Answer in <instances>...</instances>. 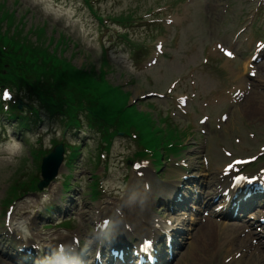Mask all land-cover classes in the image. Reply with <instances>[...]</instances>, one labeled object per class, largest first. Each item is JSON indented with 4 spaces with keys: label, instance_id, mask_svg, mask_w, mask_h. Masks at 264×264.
Instances as JSON below:
<instances>
[{
    "label": "rangeland",
    "instance_id": "374dc122",
    "mask_svg": "<svg viewBox=\"0 0 264 264\" xmlns=\"http://www.w3.org/2000/svg\"><path fill=\"white\" fill-rule=\"evenodd\" d=\"M94 13L100 15L101 23ZM7 15L10 19L6 18ZM127 16H134L131 22L126 23L129 39L143 41L148 47L145 55H140V47L133 46L130 50L128 44L119 40L121 27L113 17ZM157 24L162 25L163 29H156L154 25ZM5 29L10 32V37L14 33L19 36L12 38L22 51L27 49V41L36 47L42 46L53 58V62L73 69L71 71L77 76L96 86V91L110 106L114 115L121 108L120 99L123 96H126V102L134 103L126 106L124 102L123 110L116 114L126 118L125 123L132 118L134 129L125 127L124 136L115 134L118 129L111 130V134L115 135L111 137L107 151H98L103 144L99 129L85 125L84 111L81 109L79 127L65 131L59 115H50L43 108L37 111L40 121L27 113L32 119V126L28 128L19 127L16 124L17 118H7L8 116L0 112V125L4 126V134H0V150H3L0 153V221L8 205L3 202L6 197L10 198V187L18 191L19 183L30 182L32 185L33 179H39L40 157L44 156L46 150L56 142L72 141L79 144L77 157L69 164L61 163L56 178L49 181L42 192L27 193L10 201V224H7L9 229L6 231L15 235L18 240L20 238L42 245L43 242L52 243L65 239L71 232L85 233L92 225L90 213L110 220H114L117 213H124L125 217L137 214L149 192L143 181L149 179L150 188H154L155 184L169 176L175 160L169 157L164 162L166 177H160L156 172L150 173L153 168L148 160L133 169L132 161L128 158L136 150L135 146L140 147L146 143L148 136L153 135L148 133L150 119L154 118L155 122L152 123L155 126L158 124L162 132L170 130L157 117L161 115L152 107L151 101L161 109H164V104L159 103L160 100L155 96L144 95L153 88L162 89L164 86L171 90L179 88L177 93L187 92L189 110L196 109L194 111L203 113L208 118L217 119L221 102L226 106L233 105L228 113L223 112L227 116L223 121L230 116L233 118L222 130L213 133L209 142L211 158L213 161L218 158L214 168L227 160L222 149L231 155L230 158L237 155L247 156L258 150L257 148L255 152H249L248 147L251 144L254 147L255 142H264V52L260 60L252 64L256 71L255 79L245 81L246 70L238 68L247 65L246 61L257 43L263 45L264 0H0V34L7 35ZM148 34L152 35V40ZM47 37L51 39L50 45L45 39ZM57 37L64 40L62 47L55 46ZM0 41L7 48L11 45L8 39L0 37ZM220 49H227L232 56H223ZM102 50L108 63L105 69H102ZM129 51L135 55V61ZM214 57L219 59L221 71L224 69L229 79L228 81L224 75L227 84L222 91V80L218 76L221 72H217L210 62ZM0 65L6 66L5 60L0 61ZM98 68L105 74H100ZM140 70L143 71L142 76H133V73ZM238 70L239 73H235ZM148 74H151L149 78ZM128 75L132 78L130 82ZM196 77L198 82L194 84ZM145 79H149L152 86ZM237 86L243 89V94L232 100L228 92ZM10 93L11 99L16 95L24 104L30 103L33 107H39L35 99L27 98L25 92L19 89L13 87ZM134 109L146 111V116L138 115ZM170 109L174 113V109ZM189 115L192 118V114ZM118 118L115 116L114 122H119ZM182 121L185 122L186 118ZM132 132L138 135V139L132 137ZM2 135L9 140L2 141ZM197 150L200 151L201 148L198 147ZM166 151L171 152V148L167 147ZM175 153H179L178 148ZM158 155L159 152H155L154 158ZM261 166H264V158L253 167L257 170ZM66 173L72 176L69 183L77 180L78 184L73 185L69 193L63 195L62 202L66 203L65 199H71L66 204L75 213L69 219L72 229L64 231L56 225L43 226L49 220H41L36 212L59 193V183ZM92 175H96L100 185L95 199L88 196V193H92L89 190ZM80 184L81 188H75ZM59 202L60 200L55 201L56 204ZM261 214L264 216V208ZM259 217L256 214L253 221L257 222ZM214 220L213 216H206L194 224L188 234L191 244L185 249V254L180 256L177 264H237L234 257L241 254L245 250L243 246L248 244L250 248H246L239 264H250L247 261L256 263V249L261 254L264 253L261 225L256 223L253 227L256 236L247 238L246 241L239 239L242 233L238 230L236 236L239 241L232 248V245H228V240L220 235V226L225 223L214 226L207 223ZM242 220L244 219L235 222ZM1 228L5 229L2 225ZM206 231L210 234L204 238ZM257 237L259 239L256 242ZM196 240L197 245L201 246V254L200 251L193 250ZM196 254H200L202 261L196 258ZM2 258L0 255V264H13Z\"/></svg>",
    "mask_w": 264,
    "mask_h": 264
},
{
    "label": "trees",
    "instance_id": "16d2710c",
    "mask_svg": "<svg viewBox=\"0 0 264 264\" xmlns=\"http://www.w3.org/2000/svg\"><path fill=\"white\" fill-rule=\"evenodd\" d=\"M6 18L10 19L9 15H7ZM37 28L43 32L41 28ZM5 31H7V29H5L4 32ZM6 33L8 34H0V37L8 39L11 45L7 48L0 41V61L3 62V60H5L6 64V66L0 65V86L9 89L14 87L25 92L27 98L35 99L38 102V108H43L50 115L58 114L59 120L67 129H75L80 125V119L77 116H79V113L83 110L86 124L90 127L95 126L99 129L101 139L105 142V148L108 146L110 137L114 135L111 134V130L118 129L119 131H122V128L126 127L125 119L121 118L120 114L116 115L123 110L122 107L125 105L124 102L126 96H123L120 99L119 107L121 108L117 110L114 115L112 113L113 110L105 103L102 96L96 91V86L89 84L79 75L77 76L71 71L73 69H67L62 65L53 62V58L49 56L47 50L42 46L36 47L32 42L27 41V49L22 51V49L19 48V44L14 42V38H12V36H19H15L14 33L10 37V32L7 31ZM45 39L50 45L51 39L49 37ZM64 43L65 42L62 38L57 37L55 39V46L57 45V47H62ZM15 45H17L16 48ZM86 90L87 93H85ZM8 106L13 110V112L8 115L11 118H17L18 124L22 127L27 126V122L24 121L26 118L25 116H22V114L19 115L21 112L30 111V113L35 116L34 118L41 119L40 117H37L38 108L32 107L33 105L30 103H28L27 109L22 110L16 109L15 102L8 103ZM90 114H93L94 116ZM115 116L119 117L117 119L119 122H114ZM131 122L132 120L129 121L128 124L130 123L132 125ZM148 123V133L153 135L151 137L148 136L146 139L147 144L144 143L141 145L145 149L149 150L154 148L157 152L160 145L178 138L177 134L173 135L170 132H162L159 126H155L151 120H149ZM134 137L138 139V135H134ZM71 147L72 149H69V145L66 144L65 149H67V155L64 157H66L67 163L79 153V151L77 152L76 147ZM156 159L159 160V155L156 156ZM34 177L37 176L35 175ZM35 182L36 180L33 179L32 185L30 182L28 184L19 183L18 191L15 190L16 188L10 187V194L17 198L27 192L35 191Z\"/></svg>",
    "mask_w": 264,
    "mask_h": 264
},
{
    "label": "bare ground",
    "instance_id": "6f19581e",
    "mask_svg": "<svg viewBox=\"0 0 264 264\" xmlns=\"http://www.w3.org/2000/svg\"><path fill=\"white\" fill-rule=\"evenodd\" d=\"M259 46L256 47V50L259 51ZM156 185V184H155ZM165 191H167V189H165ZM119 217L121 215H118ZM95 216H91L90 218H94ZM214 226V225H213ZM242 227V224H239V225H236V224H233V223H228V224H223L222 225V228H223V234H226L227 237L229 238V243L230 245H232V248L233 246L235 245L236 242L239 241V239H245V241L247 240V235H244L242 238H237L235 233H237V231ZM216 231V230H215ZM209 234L210 232L209 231H206L205 232V236L204 238L206 237H209ZM210 240V239H209ZM195 246L193 247V250L194 251H200L199 253L201 254V246L200 245H197L198 244V240H196V242L194 243ZM229 245V244H228ZM198 247V248H196ZM229 247V246H228ZM235 247V246H234ZM245 248V250H243V252L241 254H239L237 257H234V262H237V264H239L240 260H242L243 256H244V253L246 252V248L248 247V249L250 248L249 244L248 245H244L243 246ZM208 248V247H207ZM210 248V247H209ZM212 248V247H211ZM210 251V250H209ZM249 251V250H248ZM200 254H196V258L198 260H201L202 261V258L201 256H199ZM256 255H257V260L255 261L256 263H252L250 261H247L249 262L250 264H264V253H260V250L259 249H256ZM206 256V255H205ZM63 259V256L62 254H60L58 257H57V261H60ZM194 260V259H193ZM195 261V260H194ZM200 262V261H199ZM4 264H7L6 262H4Z\"/></svg>",
    "mask_w": 264,
    "mask_h": 264
},
{
    "label": "water",
    "instance_id": "95a60500",
    "mask_svg": "<svg viewBox=\"0 0 264 264\" xmlns=\"http://www.w3.org/2000/svg\"><path fill=\"white\" fill-rule=\"evenodd\" d=\"M61 154V144H56L51 151L42 158L40 163V176L42 179L37 183L39 188L45 185L56 173V169L61 162Z\"/></svg>",
    "mask_w": 264,
    "mask_h": 264
},
{
    "label": "snow or ice",
    "instance_id": "6c2138e0",
    "mask_svg": "<svg viewBox=\"0 0 264 264\" xmlns=\"http://www.w3.org/2000/svg\"><path fill=\"white\" fill-rule=\"evenodd\" d=\"M225 55L230 57V56H232V53L229 52V51H226V52H225ZM7 95H8L7 93H4V96H5V97H7ZM237 163H239V162H237ZM230 168H231V166H230ZM227 171H228V170H226V172H227Z\"/></svg>",
    "mask_w": 264,
    "mask_h": 264
}]
</instances>
